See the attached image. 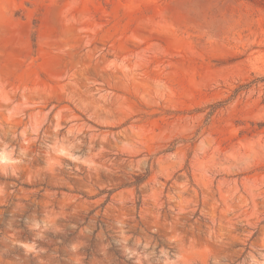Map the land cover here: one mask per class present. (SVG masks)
Returning a JSON list of instances; mask_svg holds the SVG:
<instances>
[{
  "label": "rangeland",
  "instance_id": "374dc122",
  "mask_svg": "<svg viewBox=\"0 0 264 264\" xmlns=\"http://www.w3.org/2000/svg\"><path fill=\"white\" fill-rule=\"evenodd\" d=\"M5 144L0 264H241L264 251V0H0Z\"/></svg>",
  "mask_w": 264,
  "mask_h": 264
},
{
  "label": "clouds",
  "instance_id": "9594fccd",
  "mask_svg": "<svg viewBox=\"0 0 264 264\" xmlns=\"http://www.w3.org/2000/svg\"><path fill=\"white\" fill-rule=\"evenodd\" d=\"M60 130L59 125L53 128V133H58ZM33 135H36V129H33ZM19 135L21 137H24V144L27 145L30 143V141L26 137V130H22ZM68 135H72L71 132L68 133ZM48 147L51 149V152L55 154L56 157H63L67 158L69 160L78 161L80 158L78 156L72 155V153L61 143V139H56L54 143L48 145ZM15 149L13 148L11 151L8 150V145H4V149H0V165L8 166V167H14L16 164L20 163L19 160L13 158V152ZM24 154V150L21 151V155ZM59 160H56L54 164H59ZM92 166V165H89ZM15 174V171L13 172ZM38 227V225H37ZM130 237H126L128 239ZM174 239V238H172ZM137 244L140 243V240L137 239ZM13 243L23 249H25L27 252L30 253H38V249L36 247V244L34 242H24V241H13ZM144 248H149V244L145 243ZM161 255L164 257V260L162 264H176L175 260L168 259V252L161 248ZM155 252V246L153 247V254ZM253 252H256V255H253ZM133 255H137V253H133ZM248 258H250V264H264V251H258L254 249L253 251H249L247 253V257L245 259L241 260V264H248ZM144 259H148V256H144ZM179 259V257H177ZM136 264H140V261L137 260ZM215 264V262H214Z\"/></svg>",
  "mask_w": 264,
  "mask_h": 264
},
{
  "label": "trees",
  "instance_id": "16d2710c",
  "mask_svg": "<svg viewBox=\"0 0 264 264\" xmlns=\"http://www.w3.org/2000/svg\"><path fill=\"white\" fill-rule=\"evenodd\" d=\"M139 182H140V179L136 177V179H134V181H131V182L128 183V184H129V185H138ZM125 184H127V183H125ZM107 192H108V194L111 193L110 191H107ZM114 252H115L116 254H118L117 251H116V249H114Z\"/></svg>",
  "mask_w": 264,
  "mask_h": 264
}]
</instances>
